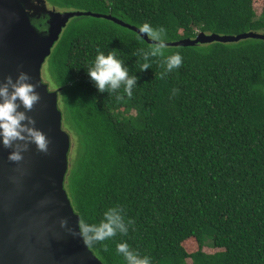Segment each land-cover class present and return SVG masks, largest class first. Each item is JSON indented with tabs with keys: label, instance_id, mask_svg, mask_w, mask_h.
Listing matches in <instances>:
<instances>
[{
	"label": "trees",
	"instance_id": "16d2710c",
	"mask_svg": "<svg viewBox=\"0 0 264 264\" xmlns=\"http://www.w3.org/2000/svg\"><path fill=\"white\" fill-rule=\"evenodd\" d=\"M44 1L137 29L163 26L167 43L200 33L264 34V8L257 16L254 0ZM41 10L33 5L30 13ZM150 47L127 27L81 16L44 66L73 135L66 188L75 213L98 223L107 208L120 206L134 221L126 236L90 249L103 264H124L119 242L152 264H264V40L168 46L166 54L183 62L167 75L159 58L140 71ZM98 50L114 53L137 76L131 97L94 86L86 71ZM190 239L196 252L186 250Z\"/></svg>",
	"mask_w": 264,
	"mask_h": 264
},
{
	"label": "water",
	"instance_id": "95a60500",
	"mask_svg": "<svg viewBox=\"0 0 264 264\" xmlns=\"http://www.w3.org/2000/svg\"><path fill=\"white\" fill-rule=\"evenodd\" d=\"M40 3L38 8L42 10L34 15L46 12L48 23L38 32L29 23L31 0H0V82L9 75L15 79L22 70L32 77V83L39 85L36 90L41 100L28 115L50 140L47 154L30 144L19 162L10 161L12 149L0 144V264H103L78 236L60 227V220L67 219L68 227L76 230L81 218L65 187L72 139L63 129L59 91L50 90L43 79V68L64 29L76 17L104 18L140 33L110 15L60 12L44 0ZM142 38L151 44L146 35ZM246 39L264 40V34L200 33L195 39L167 44L191 47Z\"/></svg>",
	"mask_w": 264,
	"mask_h": 264
},
{
	"label": "clouds",
	"instance_id": "9594fccd",
	"mask_svg": "<svg viewBox=\"0 0 264 264\" xmlns=\"http://www.w3.org/2000/svg\"><path fill=\"white\" fill-rule=\"evenodd\" d=\"M31 3L37 8L41 6L40 0H31ZM47 15L46 12L32 14L29 23L39 32L38 25L48 23ZM138 32L142 37L146 35L151 41V47L142 51L145 63L142 64L140 71L150 69L153 58H159L164 69L162 75L181 67L183 58L180 54H166L168 36L163 26H152L145 22L138 25ZM86 73L100 93H119V90L123 89V93L131 97L133 89L137 87V76L130 75L128 66L112 52L105 55L98 50ZM31 80L32 77L21 70L15 79L9 75L0 82V144L6 149H12L8 159L13 162L23 159L22 154L28 150L30 144H34L42 153L47 154L49 149L50 140L36 127V120L28 115L41 100L36 90L39 85L32 83ZM174 92L175 90L173 94ZM133 224V220H125L120 206L107 208L98 223L78 220L76 230L68 227L67 219L60 220V227L67 229L72 236H78L86 246L108 241L118 234L126 236ZM115 251L123 258L124 264H152L150 256L141 255L127 242L117 243Z\"/></svg>",
	"mask_w": 264,
	"mask_h": 264
},
{
	"label": "rangeland",
	"instance_id": "374dc122",
	"mask_svg": "<svg viewBox=\"0 0 264 264\" xmlns=\"http://www.w3.org/2000/svg\"><path fill=\"white\" fill-rule=\"evenodd\" d=\"M263 8H264V0H254V9H255V12L257 14V16H260L263 12ZM45 68V67H44ZM43 68V79L45 82L48 83V80L46 78L47 74L45 73V70ZM50 90H55L53 89L52 87H50ZM61 105V104H60ZM64 121H63V128L65 129L66 132H69L70 133V128L67 126L66 124V120L65 118L63 117ZM71 137L73 138V135L71 134ZM74 141V139H73ZM74 149H75V145H74V142L72 143V147H71V150H70V154H69V171L71 169V166H72V160H73V157H74ZM68 171V173H69ZM68 176V175H67ZM67 183V182H66ZM66 187V185H65ZM67 190V188H66ZM68 192V190H67ZM185 247H186V250L189 252V253H193V252H196L198 250V243H196V241L194 239H190L186 244H185ZM203 251L205 253H208V254H211L213 253V251L209 248H206V249H203ZM188 264H192V262L190 260H188Z\"/></svg>",
	"mask_w": 264,
	"mask_h": 264
}]
</instances>
